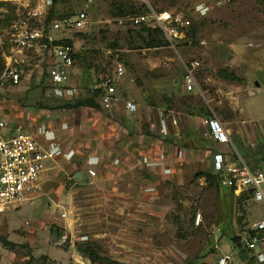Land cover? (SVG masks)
I'll return each instance as SVG.
<instances>
[{
    "label": "rangeland",
    "instance_id": "obj_1",
    "mask_svg": "<svg viewBox=\"0 0 264 264\" xmlns=\"http://www.w3.org/2000/svg\"><path fill=\"white\" fill-rule=\"evenodd\" d=\"M91 1L58 0L54 5L57 19L79 11L87 14L83 29L54 34L69 38L75 51L66 92L44 86L36 80L37 75L32 79L25 75L20 86L0 88V116L22 121L30 113L36 121L35 114H60L68 110L64 107L68 104L71 113L81 112L79 118L68 121L80 124L85 131L90 125L93 135L103 133L106 125L110 129L119 124L126 127L127 139L133 140L134 130L139 129L144 141H162L154 131H148L147 118L151 109L167 110L176 118L177 126L169 131L174 144L190 151L202 149L204 155L168 172L162 168L155 174H130L122 179L114 174L108 184L102 179L106 174L89 179L83 161L63 154L44 173L40 190L29 201L0 215V264H209L230 252L233 264H264L255 258L259 247L253 251L255 257L251 252L241 262L230 240L255 220L264 219V208L252 203L239 208L227 189L202 176L212 171L206 160H201L210 149L201 138L200 123L211 108L217 117L251 125L255 138L251 143L247 140L248 147L241 146L238 136L232 137V146H219L232 151L238 161L247 160L245 151L255 155L257 149L264 148V0H148L155 10L191 19L190 40L175 48L164 43L145 48L137 37L139 29L133 28L128 18L147 12L140 9L145 5L142 0ZM18 5L19 0H0V35L15 20ZM190 60L200 64L196 82L202 95L181 90L182 62ZM118 65L124 72L116 82L115 112L98 102L99 116L85 105L75 106L90 96L95 81L112 77ZM221 70H228L239 81H225L219 75ZM170 92L175 97L164 105ZM184 98L192 101L181 105ZM125 101L136 104L139 111L126 112ZM237 104L242 109L239 118L232 108ZM66 121L60 114L61 124L65 126ZM73 164L84 168L83 181L74 178ZM85 165L97 171L100 161ZM259 168L264 171V163ZM197 213L201 215L199 226L192 219ZM215 228L221 232L216 248L200 258L199 253L210 246ZM79 244L91 245L99 262L80 253Z\"/></svg>",
    "mask_w": 264,
    "mask_h": 264
},
{
    "label": "built area",
    "instance_id": "obj_2",
    "mask_svg": "<svg viewBox=\"0 0 264 264\" xmlns=\"http://www.w3.org/2000/svg\"><path fill=\"white\" fill-rule=\"evenodd\" d=\"M142 1L147 12L129 16L133 28L159 29L172 48L179 42L190 40V31L192 32L190 18L181 13L155 10L148 0ZM91 2L88 0V4ZM52 6V0H19L15 20L3 30V37L0 35L2 59L0 88L20 86L25 75L28 79L37 75L36 80L44 86L60 88V92H66L67 88L64 87L69 85L75 51L73 44L68 43L71 41L69 38H56L54 34L83 29L87 24V14L86 11H79L61 19L53 17L48 21ZM182 63L185 91H198L202 95L196 82L199 62L190 60ZM123 72V68L118 65L112 77L100 78L90 86V92L97 94L96 102L103 108L109 110L118 101L116 82ZM124 108L136 112L138 107L133 102L126 101ZM172 114V111L168 112V115H171L170 122L176 125V118ZM35 117H38L36 121L34 117H27L21 121L0 116V215L29 201L37 190H40L44 173L52 168L51 164L56 163L61 155L52 119L46 116ZM202 123L206 127L204 133L206 138L217 146H232L228 130L211 108L202 118ZM149 128L158 138L162 140L165 138L162 112L152 110ZM95 150L94 146H89L85 150L86 164L97 162ZM230 153L232 152L220 150L212 153L211 171L217 176L218 185L231 190L235 197L241 198L244 207L247 203H252L254 207L264 208V171L251 170L242 161H232L228 158ZM185 160L183 152L170 148L166 152H160L155 160L147 163L165 165L168 171H171L170 166H177ZM86 174L89 178L96 177V171L91 168H86ZM193 221L195 226H199L201 215L195 214ZM263 244L264 219L255 220L239 237L236 244L238 258L243 252L251 254L256 247L264 252V249H261ZM257 257L263 259L264 255L259 254ZM209 264H233V254L231 252L223 254Z\"/></svg>",
    "mask_w": 264,
    "mask_h": 264
},
{
    "label": "crops",
    "instance_id": "obj_3",
    "mask_svg": "<svg viewBox=\"0 0 264 264\" xmlns=\"http://www.w3.org/2000/svg\"><path fill=\"white\" fill-rule=\"evenodd\" d=\"M184 86H185V84H184ZM184 86L181 89L184 93H187V94L193 93V92H186L184 89ZM255 93L257 94V91ZM172 94H174V93L172 92ZM117 103H118V101L115 104H113L111 109H109V110L106 109V110H108L110 112H115L116 110L114 109V107H116V109L118 108ZM232 108L233 109L236 108L237 114L235 116H238V118H239L241 116L240 112H242V109L238 106V104L236 106L232 105ZM94 110H92V111H94ZM152 110L153 109H151V111L148 112V118H147L148 128H149V120L152 116ZM96 111L93 114H95L97 116L100 112H98V111L96 112ZM138 111H139V108H137L136 112H131L129 110H126V112L131 113V114L137 113ZM41 113L42 114L44 113L43 117H45V116H46V118L50 117L53 121L54 128H55V136L57 138V142L60 144V148L62 151L59 159L62 157L63 154H65L64 156H68V155L72 154L74 159H80L81 161H83L85 163V150L89 146L96 147L95 151H96V155H97V160L100 161V167L96 171V174H98V175L99 174H104V175L106 174L105 176H108V177L105 178L104 176H102V179L104 181H107L108 184L109 183L111 184V179H112L111 177L114 174H119L118 177L121 176V179H122V176L125 177V176L130 175V174H138V177L139 176L141 177L142 174H143V176L148 175V174H155L157 172L156 169L161 170L162 168H165L168 171V167L165 165L158 166V165H153V164H150L147 162L151 161V160H155L156 156H158V154L160 152H166L170 148L171 149L174 148V149H177V150L183 152V154L185 155V159L187 161H190L192 159L195 160V159H197L196 158L197 156L200 157V156L204 155L202 149H201V151L197 150L198 152L193 151V150L190 151L191 149L189 150V149H187V147H184L182 145L181 146L175 145L178 142H176L174 144V142L171 138L173 135H172V133H169V131L171 130L170 129L171 127L172 128L176 127L177 123H176V125H173V124H171L170 120L168 122L166 121V119H168L167 110L162 112L163 116H164V127H165V131H166V136L162 141H159L158 139H157V141H154L152 139H149L148 141H144L142 139L143 136H142L141 131L139 129L134 130L133 140H130V138L127 139L128 132H126V127L121 126L119 124H118V126H115L116 128L110 127V129H108V125L105 124L106 126L104 128L103 133L93 135L91 133L92 129H91L90 125L87 126L88 131H85L81 128L82 126L80 124L77 125L75 123L74 124L71 123V121H68L70 118H73V117L76 118L78 116V118H79L81 116V112L79 110H77V111L75 110L72 113L70 112V110H64V111L60 112V114L62 115L63 118H67V121L65 122L66 123L65 126L62 125L64 123L60 122V114L59 113L46 114V112H44V111H41ZM30 116H31V114L27 113L26 118L27 117L29 118ZM35 116H37V114H35ZM221 116L220 117L218 116V118L223 123L225 128L228 130L231 142H232L233 136H238L241 139V141H240L241 146H243L245 148L248 147V145L246 143L247 140H249L251 143L252 137L255 138L254 137V134H255L254 128L251 125L246 124L244 122V120L235 121L234 118L230 120L227 118H223ZM32 117H34V116L32 115ZM92 121H94V120H92ZM200 123H201V127L203 130L201 138L205 142L206 148L210 149L209 155L205 158H202L201 160L202 161L206 160L208 168H210L212 170V166H211L212 153L217 151V150H220L223 152H226V151L221 150L219 148L220 145L217 146L214 142H212L211 140H209L208 138H206L204 136V133L206 131V127L203 125L201 118H200ZM119 130H121V131L119 132ZM148 131L151 132L150 128ZM114 132H115V134H114ZM66 142H68L67 145L64 144ZM154 142H155V144H154ZM161 142H163L162 146H160ZM157 144H159V146H155ZM63 149L65 151H63ZM257 151H256L255 155L254 154L252 155V154L248 153L247 151H245V156L247 157V160L241 159V161L244 164H246L251 170H261L259 168V166H260V164L264 163V148L260 147V150L257 149ZM228 158H231L232 161L237 160L232 153L228 154ZM186 160L184 161V163L187 162ZM234 163H236V162H234ZM85 164H84V168L86 170ZM72 167H73L72 168V171H73L72 174L75 175L78 172H81V174H82L81 181H83V169L84 168H82L80 165L76 166L75 164H73ZM171 168L176 169L177 167L170 166L169 169L171 170ZM89 179H92V178H89ZM108 179H110V181ZM261 249H264V244L261 246ZM259 251H260V249H259ZM252 254L255 257L256 254L254 252H252ZM259 254L264 255V252L260 251L257 253V255H259ZM249 255L250 254H248L246 260L248 259ZM257 255L255 258H258ZM258 260L261 262H264V258L263 259L258 258Z\"/></svg>",
    "mask_w": 264,
    "mask_h": 264
},
{
    "label": "trees",
    "instance_id": "obj_4",
    "mask_svg": "<svg viewBox=\"0 0 264 264\" xmlns=\"http://www.w3.org/2000/svg\"><path fill=\"white\" fill-rule=\"evenodd\" d=\"M58 0H52L53 2V6L50 10V14L48 15L47 20L50 21L54 16H55V11H54V5L56 4ZM140 9H145L147 11L146 6L143 4ZM140 9H137V11L139 12ZM119 12H123L120 8L118 9ZM135 12H132V14ZM71 15V14H69ZM136 15V14H135ZM68 16V15H66ZM64 17V16H63ZM9 23H5L3 25V27H6ZM137 37H139V39L141 40V42H143L142 44L144 45L145 48H155V47H160L162 46V44L164 43L165 45H168L167 41L164 38L163 33L159 30V29H146V28H141L139 29L137 32ZM68 42V40H66ZM66 42V43H67ZM68 43H72L71 41H69ZM180 43V42H179ZM177 45V44H176ZM2 69V59H1V55H0V70ZM219 75L222 79H224L225 81H230V82H238L239 80L234 77L231 73H229L228 70H221L219 72ZM175 97L174 94H172V92H170L167 96V98H165V102L164 105L168 104L167 102L169 100H172ZM97 99V94L96 93H92L90 94V96H88L83 102L82 101H77L75 103V106H82L85 105L89 108L95 109L98 108V103L96 102ZM187 101H192L191 98H184L181 100V105H188L189 103H187ZM168 106V105H167ZM65 108H68V110L71 108L70 105L66 104L64 105ZM74 107V106H73ZM167 109H170L167 108ZM208 113V112H207ZM206 113V114H207ZM205 114V115H206ZM202 174V172H201ZM206 178V180L211 184L213 183L215 186H217L218 188L220 187L218 185L217 182V176L213 175V174H205L202 175ZM228 190V189H227ZM228 196L232 197V199L236 200V203L239 205L238 207L243 209V205L241 204V198L235 197L233 195V192L231 190H228ZM241 216V215H240ZM194 217V216H193ZM193 219V218H192ZM249 226V225H248ZM247 226V227H248ZM240 235L238 236H232L230 237V240L233 242L234 248H236V244L238 243ZM5 243V242H4ZM77 250L80 253H83L85 255V257L90 260L93 263L99 262V258L97 257L96 251L91 247V245L89 244H79L77 246ZM110 264H112L110 262Z\"/></svg>",
    "mask_w": 264,
    "mask_h": 264
},
{
    "label": "water",
    "instance_id": "obj_5",
    "mask_svg": "<svg viewBox=\"0 0 264 264\" xmlns=\"http://www.w3.org/2000/svg\"><path fill=\"white\" fill-rule=\"evenodd\" d=\"M75 179L76 181H81L82 179V174L81 172H78L77 174H75ZM221 237V232L218 229H214L213 230V235L211 237L210 240V246H208L207 248H205L202 252L199 253V257L200 258H204L206 256H208L211 251L216 248V241ZM248 254L246 252H243L240 256L239 259L241 262L245 261L247 258Z\"/></svg>",
    "mask_w": 264,
    "mask_h": 264
}]
</instances>
